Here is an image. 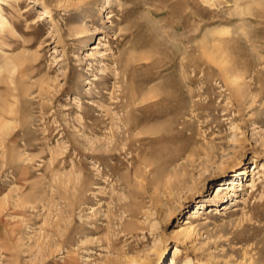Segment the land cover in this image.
Masks as SVG:
<instances>
[{"label":"rangeland","instance_id":"1","mask_svg":"<svg viewBox=\"0 0 264 264\" xmlns=\"http://www.w3.org/2000/svg\"><path fill=\"white\" fill-rule=\"evenodd\" d=\"M0 3V264H264V0Z\"/></svg>","mask_w":264,"mask_h":264},{"label":"bare ground","instance_id":"2","mask_svg":"<svg viewBox=\"0 0 264 264\" xmlns=\"http://www.w3.org/2000/svg\"><path fill=\"white\" fill-rule=\"evenodd\" d=\"M0 1H2V0H0ZM3 1H5V0H3ZM3 9H4V7H3V5L0 3V27L2 28L3 27V25L7 22V18L4 16V14H3ZM43 11V13H46L47 15H49L50 13H49V11L47 10V9H43L42 10ZM108 17V16H107ZM120 60V59H119ZM118 61V60H117ZM121 64V63H120ZM229 67V66H228ZM226 68V67H225ZM125 69V68H124ZM116 70V69H115ZM119 70V69H118ZM117 70V71H118ZM120 70H121V68H120ZM228 70V69H227ZM234 70V69H233ZM123 71V70H122ZM129 71V70H128ZM128 71H126L127 73H129ZM237 71V70H236ZM226 72V71H225ZM123 73V72H122ZM126 73V74H127ZM227 74H229V72H227ZM119 75V74H118ZM128 75V74H127ZM126 76V75H125ZM230 76V75H229ZM129 78V77H128ZM122 83V82H121ZM124 84H126V83H124ZM232 84H235V82L234 81H232ZM125 90H123V93H125L124 92ZM124 98V100H125V97H123ZM123 100V99H122ZM131 101H132V99H130ZM126 102H127V100H126ZM120 103V102H119ZM122 103V102H121ZM124 103H125V101H124ZM128 103H130L131 105H132V103L131 102H128ZM127 103V104H128ZM134 103V102H133ZM127 104H125V105H127ZM123 105V104H122ZM133 106V105H132ZM127 110V109H126ZM134 110V109H133ZM125 113H126V111H125ZM130 114V113H129ZM127 116V115H126ZM123 117V116H122ZM127 119H129V117H127ZM113 120V119H112ZM121 120V119H120ZM125 121H126V117H125V119H124ZM122 121V120H121ZM128 121V120H127ZM127 121H126V123H127ZM131 122V121H130ZM115 123H113V125H114ZM129 124V123H128ZM132 124H134V123H132ZM131 124V125H132ZM126 126V125H125ZM124 126V127H125ZM128 126V125H127ZM134 126V125H133ZM130 127V126H129ZM119 128V127H118ZM133 128V127H132ZM130 130V129H129ZM123 132H124V130H123ZM117 133V132H116ZM120 133V132H119ZM115 137V136H114ZM119 137V136H118ZM128 138V137H127ZM113 141H115V140H113ZM116 142V141H115ZM119 146V145H118ZM257 169V165H255L253 168H252V171H254L255 172V170ZM248 170H246V169H241V170H239V171H236V174L235 175H233L234 177H226V178H223V179H221L220 180V182L219 183H217L216 185H215V187L214 188H216L215 189V195H220L221 193H223L227 188L228 189H230V191H232V194H233V196H235L236 194H237V192H236V188H240L241 186L240 185H242L243 184V174H248ZM241 174H242V176H241ZM254 178L252 179V186L254 185ZM250 185V184H249ZM79 187V186H78ZM84 188V187H83ZM75 189V188H74ZM237 201V197H233V198H231V201L230 202H232V203H235ZM227 203V202H226ZM200 204V203H199ZM236 204V203H235ZM201 206H203V204L202 205H200V206H198V207H194L193 209H192V211H190V214H189V216L185 219V221H184V224H187L188 225V227L187 228H185L184 230H182V231H180V232H178V235H189V233L190 232H188L189 231V227L192 225V222H193V219L194 218H197L198 216H199V214L200 213H202V211H201ZM229 206H225V208H228ZM230 208V207H229ZM182 237V236H181ZM174 247V252H173V258L171 259V263L170 264H174V256H175V253H176V251L178 250V247H177V245H174L173 246ZM157 252V254H158V256H159V258H161V264L164 262V261H167V259L165 258V256L163 255V252L162 251H159V250H157L156 251ZM149 263V261H148V259H146V260H144V261H142V262H140V263H138V262H136V264H148Z\"/></svg>","mask_w":264,"mask_h":264}]
</instances>
